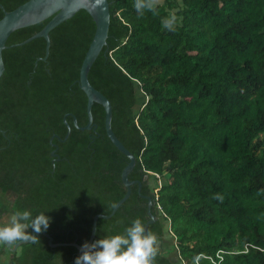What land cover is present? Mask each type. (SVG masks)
Here are the masks:
<instances>
[{
  "label": "trees",
  "instance_id": "trees-1",
  "mask_svg": "<svg viewBox=\"0 0 264 264\" xmlns=\"http://www.w3.org/2000/svg\"><path fill=\"white\" fill-rule=\"evenodd\" d=\"M27 1L0 4L13 11ZM109 1L108 45L89 80L112 103V128L137 160L129 175L136 183L112 218L98 220L96 239L123 233L137 217L146 225L150 197L152 264L219 260V251L221 264H264V0H155L156 11L143 14L135 0ZM173 11L178 22L169 30L162 18ZM49 20L15 31L3 52L0 192L16 195L14 213L49 211L45 232L55 243L82 246L95 216L111 214L125 196L130 159L108 136L101 104L83 129L91 15L81 10L50 32L46 61L44 38L18 45ZM23 247L31 264H75L81 254L74 245L51 247L41 232Z\"/></svg>",
  "mask_w": 264,
  "mask_h": 264
},
{
  "label": "water",
  "instance_id": "water-1",
  "mask_svg": "<svg viewBox=\"0 0 264 264\" xmlns=\"http://www.w3.org/2000/svg\"><path fill=\"white\" fill-rule=\"evenodd\" d=\"M111 3L109 0H103V3H100L99 0H28L26 3L20 5L13 11H6L4 6L0 4V8L5 11L4 17L0 20V78L3 76L5 72V62L3 58V52L8 48L7 42L10 36L17 30L30 27L41 22H44L48 19L49 22L46 26L37 34L33 35L26 41L18 44L24 45L32 40L37 38H44L47 42L46 46V56L44 58H40L39 60L46 61L50 54L51 47V38L50 32L64 23L65 21L73 18L79 11L85 10L87 11L94 22L96 23V32L93 38V41L86 53L84 61L82 63L81 71H80V87L88 96V116L89 122L83 129H91L93 126V113L92 108L94 103L101 104L106 111V119L105 126L108 136L114 143V145L129 159V163L124 169L122 173L123 183L127 188V192L125 196L116 204L113 211L109 215L99 214L95 216L93 229L91 233V237L89 241L96 240V233L98 227V220L100 218L109 219L112 218L115 213L119 210V208L130 198L132 194V186L136 183L134 181L129 180V175L133 171L136 166V157L126 148V146L122 143V141L117 137L113 128H112V119H113V106L111 101L99 90H97L89 80V73L97 60L98 56L102 52L103 48L108 45V37H109V29L111 24V11H110ZM37 64V63H36ZM66 120V119H65ZM67 123V121H65ZM75 124L78 126L77 119L75 118ZM68 125V124H67ZM69 131L66 135L64 141L70 135V126L68 125ZM55 136L52 137L51 142L54 140ZM61 139V138H60ZM58 148L52 152V156L55 157L56 161H59L60 158L57 155ZM56 161H53L54 164ZM141 192L142 185L139 183ZM152 205L153 201L150 197H148V212L150 216V220L146 223V229H148L150 224H153L157 218L152 213ZM46 238H48V243L51 247H58L63 245H74L79 249V252L82 253V247L76 243H55L54 238L48 234L47 232H41ZM36 233L32 234L29 239H24L20 242H16V240L9 241L7 247L11 249L12 245H15L16 248L27 242H31L34 240Z\"/></svg>",
  "mask_w": 264,
  "mask_h": 264
},
{
  "label": "clouds",
  "instance_id": "clouds-1",
  "mask_svg": "<svg viewBox=\"0 0 264 264\" xmlns=\"http://www.w3.org/2000/svg\"><path fill=\"white\" fill-rule=\"evenodd\" d=\"M103 3V0H99ZM135 8L141 14L145 9L156 11L155 0H135ZM178 17L173 11L162 18V24L175 30ZM49 212V211H48ZM48 212L40 211L33 215L30 210H17L8 224L0 225V241H13L25 237V229L32 234L49 229L53 218ZM82 253L75 258V264H152L158 251L155 233L146 229L145 223L137 217L123 233L100 237L95 241H84Z\"/></svg>",
  "mask_w": 264,
  "mask_h": 264
},
{
  "label": "crops",
  "instance_id": "crops-1",
  "mask_svg": "<svg viewBox=\"0 0 264 264\" xmlns=\"http://www.w3.org/2000/svg\"><path fill=\"white\" fill-rule=\"evenodd\" d=\"M13 215H14V212L12 210H10V211L9 210H6V211L0 210V225L10 223ZM5 219H6V221L3 222ZM25 231L28 233V235H26L25 237L16 239V242H20L24 239H29L32 236V233H31V236L29 237V229H25ZM31 242H27V243H31ZM8 243H10V242L9 241H0V264H24V261L21 259L19 254H20V252L27 250L26 247H23L24 244H27V243H23V244L19 245L17 248L15 245H12L11 249L7 247ZM7 253H8V255H7ZM22 257H23V255H22ZM32 260H31V262L28 261L27 264H31ZM33 261L35 262V260H33Z\"/></svg>",
  "mask_w": 264,
  "mask_h": 264
},
{
  "label": "rangeland",
  "instance_id": "rangeland-1",
  "mask_svg": "<svg viewBox=\"0 0 264 264\" xmlns=\"http://www.w3.org/2000/svg\"><path fill=\"white\" fill-rule=\"evenodd\" d=\"M163 1L164 0H157V2H160V3L161 2L163 3ZM15 199H16V195L11 193V192L6 193V194H3V193L0 192V210L1 211H6V210L10 211ZM5 221H6V219L3 222H5ZM168 241H169L168 245L172 246L174 241L172 240L171 237L169 238ZM7 255H8V253H7ZM19 255H20L21 259L24 261V264H27L28 261L31 262V260L33 258L32 252H28L27 253L26 250L23 251V252H20ZM22 255H23V257H22ZM171 256H176V252H173L171 254Z\"/></svg>",
  "mask_w": 264,
  "mask_h": 264
},
{
  "label": "built area",
  "instance_id": "built-area-1",
  "mask_svg": "<svg viewBox=\"0 0 264 264\" xmlns=\"http://www.w3.org/2000/svg\"><path fill=\"white\" fill-rule=\"evenodd\" d=\"M225 253V251H219L218 253H217V256H218V258H219V260H215V259H213L212 257H209V256H207V255H205V254H200L199 256H198V258H197V260H196V263L195 264H201V259L202 258H204V259H210V260H212V262L214 263V264H221V262L223 261V254Z\"/></svg>",
  "mask_w": 264,
  "mask_h": 264
}]
</instances>
